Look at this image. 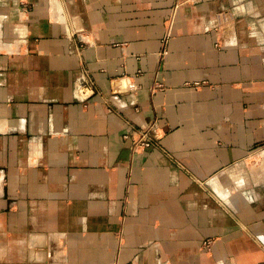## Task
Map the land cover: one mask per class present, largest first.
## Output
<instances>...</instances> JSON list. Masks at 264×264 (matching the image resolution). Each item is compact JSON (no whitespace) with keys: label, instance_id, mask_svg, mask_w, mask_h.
<instances>
[{"label":"crops","instance_id":"crops-1","mask_svg":"<svg viewBox=\"0 0 264 264\" xmlns=\"http://www.w3.org/2000/svg\"><path fill=\"white\" fill-rule=\"evenodd\" d=\"M175 2L0 0V264H264V0Z\"/></svg>","mask_w":264,"mask_h":264},{"label":"built area","instance_id":"built-area-1","mask_svg":"<svg viewBox=\"0 0 264 264\" xmlns=\"http://www.w3.org/2000/svg\"><path fill=\"white\" fill-rule=\"evenodd\" d=\"M180 5L182 4L178 2L177 7ZM169 34L170 31L168 32V35ZM157 131V124L153 122L144 127L128 129L124 133V139L130 142L133 152H138L140 150L145 151L159 144L160 136Z\"/></svg>","mask_w":264,"mask_h":264},{"label":"rangeland","instance_id":"rangeland-1","mask_svg":"<svg viewBox=\"0 0 264 264\" xmlns=\"http://www.w3.org/2000/svg\"><path fill=\"white\" fill-rule=\"evenodd\" d=\"M175 1L176 2L174 8V16H176L180 7H182L185 3L184 0H175ZM178 2L182 4L179 7H177ZM254 151L255 153L249 157L250 159H248V161H245L243 165L240 166L238 168V171L235 173L242 174L244 178L248 176L249 178H251L256 182V185L258 184L261 185L264 184V143L260 145H256ZM258 189L263 190L264 187L258 186ZM209 243L210 242L208 241L207 244Z\"/></svg>","mask_w":264,"mask_h":264}]
</instances>
